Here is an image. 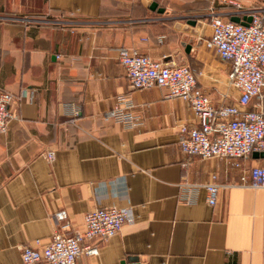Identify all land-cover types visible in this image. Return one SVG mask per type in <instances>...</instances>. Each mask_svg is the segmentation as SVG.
Returning a JSON list of instances; mask_svg holds the SVG:
<instances>
[{"label":"crops","instance_id":"crops-1","mask_svg":"<svg viewBox=\"0 0 264 264\" xmlns=\"http://www.w3.org/2000/svg\"><path fill=\"white\" fill-rule=\"evenodd\" d=\"M236 1L0 0V92L13 94L14 115L0 134V264H22L24 245L81 229L106 206H130L133 218L77 264H264V188L242 180L264 156L238 166L185 153L181 126L199 127L189 101L133 89L119 60L126 46L187 65L216 106L234 103L232 63L206 40L212 11L231 19L264 8ZM124 97L133 121L107 119Z\"/></svg>","mask_w":264,"mask_h":264},{"label":"built area","instance_id":"built-area-1","mask_svg":"<svg viewBox=\"0 0 264 264\" xmlns=\"http://www.w3.org/2000/svg\"><path fill=\"white\" fill-rule=\"evenodd\" d=\"M229 3L241 6L236 0ZM243 14L252 16L248 24L212 11V33L206 40L207 47L232 63L229 81L239 93L232 104L216 106L210 94L198 87L195 74L187 65L154 59L135 47L119 48V60L133 89L166 87L168 97L189 101L199 127L181 126L179 145L185 153L202 158L234 157L239 160L238 166L241 159H248L253 152H264V8L247 9ZM253 97L257 102L252 109L249 103ZM12 101V93L0 92V134L8 131L14 118ZM132 106L124 97L105 117L132 122L135 118ZM47 157L54 159V151H48ZM247 177L252 185L264 188V165L243 170L242 180L245 182ZM184 185L191 186L187 182ZM219 187L216 182L206 185L210 205H216ZM191 192L189 189L187 199L191 198ZM66 215L65 210L56 213L58 218ZM132 218L130 206L95 207L85 214L81 229L72 233L57 229L46 243L37 239L36 246L24 245L22 264H77L82 253H98L99 244L118 234ZM86 241L95 243L85 245Z\"/></svg>","mask_w":264,"mask_h":264},{"label":"water","instance_id":"water-1","mask_svg":"<svg viewBox=\"0 0 264 264\" xmlns=\"http://www.w3.org/2000/svg\"><path fill=\"white\" fill-rule=\"evenodd\" d=\"M231 19L234 20V21H237V22H242L244 24H248L252 20V16L251 15H247V16H244L243 18H241L240 16H233ZM257 153L259 155H263L264 156V152H257Z\"/></svg>","mask_w":264,"mask_h":264}]
</instances>
